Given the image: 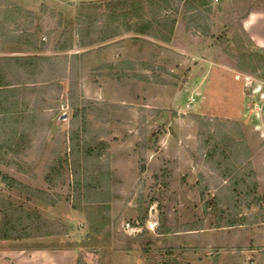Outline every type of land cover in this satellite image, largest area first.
Here are the masks:
<instances>
[{"label":"rangeland","instance_id":"obj_1","mask_svg":"<svg viewBox=\"0 0 264 264\" xmlns=\"http://www.w3.org/2000/svg\"><path fill=\"white\" fill-rule=\"evenodd\" d=\"M91 1L0 0V71L27 72L23 61L1 60L28 59L35 72L21 81L57 84L28 98L53 120L25 158L14 152L21 137L13 147L0 140V174L28 186L0 185V197L18 211H38L61 233L0 241V248L68 250L76 264L79 257L85 264H264V114L255 110L264 105V53L246 46L241 24L264 0H198L207 33L188 25L199 16L180 4L171 11L169 44L134 40L124 25L138 20L121 17L122 37L82 48L79 24L85 29L89 16L108 13L83 9ZM80 100L94 106L93 127L111 131L110 154L96 163L114 172L116 198L104 221L98 204L73 210V180L49 186L44 179L58 153L74 164L71 106ZM41 191L58 202L35 197ZM93 219L105 227L95 232Z\"/></svg>","mask_w":264,"mask_h":264},{"label":"trees","instance_id":"obj_2","mask_svg":"<svg viewBox=\"0 0 264 264\" xmlns=\"http://www.w3.org/2000/svg\"><path fill=\"white\" fill-rule=\"evenodd\" d=\"M197 3L198 0H159L158 4L153 0H106L82 3V6L84 7L83 9L85 10H98L100 7L104 6L108 13L101 16L97 14V17L96 15L89 16L88 23L86 24L87 27L85 29H82V23L79 24V26L81 25V29L77 37L81 38L80 42L82 48L99 47L102 44L112 41L114 38L123 36L119 22H121V17H124L125 19L127 16L138 20L132 24L124 25L128 28V31H131L136 35L134 40L141 39V37H152L159 42L169 44L173 40L177 23V19L176 17H173L175 15H173L171 11L173 12L175 10V12H178L180 4H184L189 14H194V16L196 14L195 17L199 16V18L196 19L190 18L191 20H189L188 25H190L192 29L203 30V32L209 31V27H203L202 21L204 19L201 15L203 13L199 9L200 5L198 7ZM205 6L208 5H202V7ZM148 10H150V12L149 15L146 16ZM136 13L138 15L133 16V14ZM250 13L251 11L248 10L243 16V19L247 18ZM189 14L187 16H189ZM145 16L148 17V19L140 21ZM187 16L186 18L188 19ZM130 18L128 19L130 20ZM101 19H107L109 25L118 24V27H111L108 23L107 27H102L100 25ZM242 32L248 43L246 46L254 47L257 51L264 53V50L255 47L243 27ZM84 36L86 37L84 38ZM221 38L222 36L219 37V40H222ZM237 40L241 41L240 38L236 37L233 41L236 42ZM1 61H7L14 65L23 61L25 68L27 69V72L23 70L21 74H17L20 73L16 71L17 69H13L11 72H7L6 70L0 71V138H2L0 140L11 144L13 147V145L16 144L17 139L21 137V150H14V152L19 153L18 156L21 152V158H25V152H27V149L32 145L33 138H35L39 130L41 131L43 129L44 131L47 128H52L53 120V118L50 120L51 118L43 109L33 105L31 100L28 101V98L35 96L38 100L43 94H45L44 89L46 91V89L48 90L50 87L55 88L57 84L52 82V84L46 85L45 83L40 85L42 86L40 87L39 85H33L37 84V81L34 80L31 81L25 79L24 81H21V75L22 77H25L34 75L35 72L34 69L28 70L31 67V63L28 59H19L16 61V59L4 58ZM15 72L17 73L15 74ZM35 74H37V72ZM13 76L17 78V81L11 79ZM124 76L125 75H119L118 78L121 79ZM9 79L12 80V83ZM70 91V95L74 96V99H77L78 96L74 93L73 89ZM91 108L94 110L92 112H96L94 106L91 105L90 102H81V100L71 106L75 129L71 133V143L74 146L71 150L70 156L74 157V164L70 165L67 161L68 159H63L61 154L58 153L56 159L47 164V173L44 174V179L49 186H55L62 181L66 183L69 179L73 180V182L70 183L75 194L73 210L83 212L85 205L96 206L98 204L97 207L100 208L99 211H101L100 213L102 214L100 220L104 221L107 219L105 216L110 213L112 203L114 202L113 200L116 198L113 191V183L115 182L113 181L114 172L112 169L105 168L96 163L101 162V160L110 154V146L109 143L105 141V137L109 136L111 131H105L104 129L97 130L93 127L92 123L88 120L91 115ZM110 109H113L112 106ZM109 121L112 123L114 117H110ZM144 143L146 144L147 141ZM226 144L230 149L234 146L230 141H227ZM16 146H18V144ZM8 147L11 148V146ZM148 148V146L145 147V149ZM214 152L216 153V149H213L210 154L214 155ZM235 153L236 152L233 150V155ZM70 166L71 169H69ZM163 172L165 173L166 170L164 169ZM223 177H226V175ZM7 178L6 175L0 174V185L12 189L16 187V185L21 184L19 187L24 190L28 189V186L23 185V183L18 184ZM43 196H46L47 202L50 206L55 205L59 200L56 196V199L54 197L52 198L49 195V192L46 191L37 192V196L35 197L45 199ZM141 197L143 196L141 195ZM152 202L155 203V201ZM93 221L95 220L93 219ZM233 224L234 223H231L228 226H234ZM105 225L100 224L97 227V222L95 221L94 228H97L95 232H99V230L104 228ZM242 225L243 224H240V226ZM63 227H65V225ZM58 228V225L52 224L51 221L40 215L38 211H27L22 209V207L21 210L18 211L11 202H6L4 198L0 197L1 242L21 240L23 238H30L31 236L61 235V233L56 232ZM66 228L67 227H65L64 230ZM65 235L66 232L63 236ZM77 264H85L83 257L78 258Z\"/></svg>","mask_w":264,"mask_h":264},{"label":"crops","instance_id":"obj_3","mask_svg":"<svg viewBox=\"0 0 264 264\" xmlns=\"http://www.w3.org/2000/svg\"><path fill=\"white\" fill-rule=\"evenodd\" d=\"M241 24L255 47L264 50V8L251 11ZM74 254L68 250L13 248L10 243L0 248V264H76Z\"/></svg>","mask_w":264,"mask_h":264},{"label":"built area","instance_id":"obj_4","mask_svg":"<svg viewBox=\"0 0 264 264\" xmlns=\"http://www.w3.org/2000/svg\"><path fill=\"white\" fill-rule=\"evenodd\" d=\"M257 114L263 115L264 114V105H260L257 108H255Z\"/></svg>","mask_w":264,"mask_h":264}]
</instances>
